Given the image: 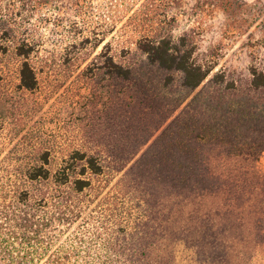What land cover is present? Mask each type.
Listing matches in <instances>:
<instances>
[{
    "label": "rangeland",
    "instance_id": "obj_1",
    "mask_svg": "<svg viewBox=\"0 0 264 264\" xmlns=\"http://www.w3.org/2000/svg\"><path fill=\"white\" fill-rule=\"evenodd\" d=\"M89 3L0 0V175L6 186L24 185L25 171L39 166L44 153L53 174L76 152L86 153L98 158L102 175L74 174L67 186L51 180L25 187L32 204L65 193L81 209L63 238L77 242L79 229L97 237L101 250L91 257L115 258L102 251L111 239L127 248L128 257L139 258L147 247L143 258L151 261L171 255L175 264H264V153L228 156L206 145L207 178L214 184L198 188L180 153L191 148L185 137L191 133V92L178 74L170 75L168 86L169 75L132 45L135 32L122 31L141 19L131 17L142 3L96 0L95 15ZM245 3L228 15L218 5L185 0L173 26L176 36L191 35L196 59L213 69L209 79L222 73L238 96L247 93L251 67L264 69V0ZM111 20L117 29L99 47L80 44ZM20 46L30 51L34 91L20 87L26 61ZM108 56L130 69L132 80L110 75ZM77 164L80 171L83 163ZM77 177L90 186L76 191ZM123 220L130 233L117 239ZM81 259L87 261L84 252Z\"/></svg>",
    "mask_w": 264,
    "mask_h": 264
},
{
    "label": "trees",
    "instance_id": "obj_2",
    "mask_svg": "<svg viewBox=\"0 0 264 264\" xmlns=\"http://www.w3.org/2000/svg\"><path fill=\"white\" fill-rule=\"evenodd\" d=\"M95 1L89 3L94 15ZM134 1L141 2L142 6L131 19L138 15L141 19L129 24V27L123 26L122 31L135 32L132 45L147 57L149 64L169 75L166 77L168 86L174 80L170 75L178 74L181 76V87L191 92V133L186 132L185 135L191 140V148L184 147L180 153L190 164L183 168L191 171L197 187L209 189L214 183L207 178L209 159L205 155L206 145L218 147L228 156L257 157L264 153V69L251 67L252 78L247 93L238 96L237 88L232 83H226L222 73H216L209 79L213 69L198 62L195 56L197 45L188 32L175 35L173 26L184 12L185 0ZM199 1L218 5L228 15H235L246 4L245 0ZM103 25L98 31H91L93 37L84 39L80 44L86 42L87 45L99 47L117 29V23L113 20ZM110 47V44H106L105 49L110 52ZM17 53L26 60L20 71V87L34 91L38 81L27 60L30 51L20 46ZM105 68L116 79L132 80V71L116 63L112 56L106 57ZM185 128L188 129L187 124ZM71 158L73 162L65 161V165L53 174L49 169L48 153H44L39 166L25 171L24 185L14 182L12 190L0 175V264H175L176 259L171 255L158 257L155 261L143 258L147 247L139 258L128 257L127 248L119 240L111 239L104 243L102 251L105 254L115 252V258L91 257V253H100L101 248L97 245V237L87 238L81 229L75 235L77 242L68 241L69 238L64 240V234L81 216V209L69 203L65 193H58L53 200L42 198L40 202L32 204L25 186L29 182L51 180L56 186H67L74 174L84 176L87 172L95 175L104 173L98 158L94 156L76 152ZM77 162L83 163L80 171ZM73 185L76 191L82 192L90 186V181L77 177ZM127 233H130L129 225L123 220L116 231L117 239L125 237ZM176 234L173 232V235ZM83 252L87 261L80 260Z\"/></svg>",
    "mask_w": 264,
    "mask_h": 264
}]
</instances>
